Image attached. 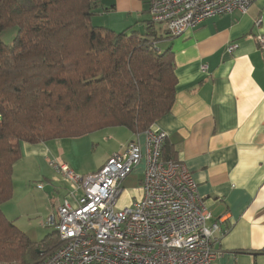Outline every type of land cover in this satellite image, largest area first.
<instances>
[{"label":"trees","instance_id":"trees-1","mask_svg":"<svg viewBox=\"0 0 264 264\" xmlns=\"http://www.w3.org/2000/svg\"><path fill=\"white\" fill-rule=\"evenodd\" d=\"M98 4L0 0V264H42L59 244L55 229L37 242L3 212L23 142L119 126L142 133L174 105L175 55L162 45L174 36L151 18L144 30L97 25ZM163 157L176 159L166 142Z\"/></svg>","mask_w":264,"mask_h":264},{"label":"crops","instance_id":"crops-1","mask_svg":"<svg viewBox=\"0 0 264 264\" xmlns=\"http://www.w3.org/2000/svg\"><path fill=\"white\" fill-rule=\"evenodd\" d=\"M149 3L99 0L93 22L115 31L129 26L144 30ZM259 17L262 23L257 26ZM261 33L264 0H256L245 12L209 17L183 35L162 41L175 55L176 96L171 111L152 127L166 132L176 160L197 182L212 214L210 223L221 224L213 244L219 252L215 264H264V56L256 37ZM232 43L238 48L229 53ZM84 138L102 140L107 147L98 164L132 140L145 142L143 133L138 136L120 126L69 139ZM59 141L23 142L26 154L17 164L23 157H40L73 166L68 153L61 147L58 151ZM145 166L144 156L135 171L144 175Z\"/></svg>","mask_w":264,"mask_h":264},{"label":"built area","instance_id":"built-area-1","mask_svg":"<svg viewBox=\"0 0 264 264\" xmlns=\"http://www.w3.org/2000/svg\"><path fill=\"white\" fill-rule=\"evenodd\" d=\"M255 1L151 0L149 13L178 37L209 17L245 12ZM261 23L259 17L256 25ZM256 37L264 56V33ZM237 48L232 43L227 50ZM144 136V143L129 142L89 174L78 175L61 160L51 162L70 184L72 200L65 198L47 220L59 244L42 264H215L219 252L213 244L221 224L210 223L212 214L186 165L163 157L166 132L150 127ZM144 156L140 195L117 205L122 183Z\"/></svg>","mask_w":264,"mask_h":264},{"label":"rangeland","instance_id":"rangeland-1","mask_svg":"<svg viewBox=\"0 0 264 264\" xmlns=\"http://www.w3.org/2000/svg\"><path fill=\"white\" fill-rule=\"evenodd\" d=\"M16 33L17 27L8 28L2 34L3 41L9 43ZM59 142L58 151L60 152L63 148L68 153L75 162L72 164L73 166H69L76 174H89L104 165L98 164L107 148L102 140L89 141L88 138L81 140L65 138L60 139ZM25 154L26 152L22 149V156ZM50 155L52 156V154ZM23 158V161H20L19 164L16 163L14 168L13 197L4 203L2 209L10 221L14 222L34 241L39 242L48 233L54 231V227L46 224L47 220L57 212L59 204L65 198L72 200L71 188L64 176L57 172L45 158L36 157V160L30 159V157ZM143 176L142 172L135 171L122 183L123 192L117 205L126 204L135 194L140 195Z\"/></svg>","mask_w":264,"mask_h":264},{"label":"bare ground","instance_id":"bare-ground-1","mask_svg":"<svg viewBox=\"0 0 264 264\" xmlns=\"http://www.w3.org/2000/svg\"><path fill=\"white\" fill-rule=\"evenodd\" d=\"M151 128H153V127H151ZM145 131H146V130H145ZM145 131H144V132H145ZM144 132H142V133L144 134ZM140 134H141V133H138V136H139ZM135 140H137V139H135ZM132 141H134V140H132ZM130 142H131V141H130Z\"/></svg>","mask_w":264,"mask_h":264}]
</instances>
